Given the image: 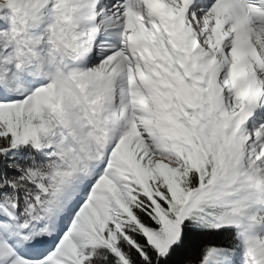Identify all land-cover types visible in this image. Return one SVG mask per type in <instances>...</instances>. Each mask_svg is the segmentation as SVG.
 <instances>
[{"label":"snow or ice","instance_id":"6c2138e0","mask_svg":"<svg viewBox=\"0 0 264 264\" xmlns=\"http://www.w3.org/2000/svg\"><path fill=\"white\" fill-rule=\"evenodd\" d=\"M0 264H264V0H0Z\"/></svg>","mask_w":264,"mask_h":264}]
</instances>
